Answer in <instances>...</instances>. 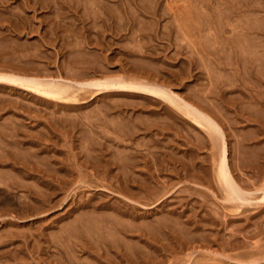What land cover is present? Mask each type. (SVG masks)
<instances>
[{
	"label": "rangeland",
	"instance_id": "rangeland-1",
	"mask_svg": "<svg viewBox=\"0 0 264 264\" xmlns=\"http://www.w3.org/2000/svg\"><path fill=\"white\" fill-rule=\"evenodd\" d=\"M261 26L264 0H0V74L166 88L252 191L226 201L220 139L163 98L0 82V264H264Z\"/></svg>",
	"mask_w": 264,
	"mask_h": 264
},
{
	"label": "bare ground",
	"instance_id": "bare-ground-1",
	"mask_svg": "<svg viewBox=\"0 0 264 264\" xmlns=\"http://www.w3.org/2000/svg\"><path fill=\"white\" fill-rule=\"evenodd\" d=\"M256 5V4H255ZM252 25V24H251ZM254 25V24H253ZM258 26V25H256ZM250 27V26H248ZM252 27V26H251ZM254 27V26H253ZM252 27V28H253ZM262 27V26H261ZM264 28V27H262ZM241 33V32H240ZM257 37V36H256ZM240 39V38H239ZM255 39V38H254ZM242 40V39H241ZM258 40V39H257ZM241 42V41H240ZM248 42V41H247ZM246 42V44H247ZM255 42V41H254ZM241 44V43H240ZM259 44V43H257ZM262 44V43H261ZM248 45V44H247ZM246 45V46H247ZM256 47V46H255ZM251 49V47H249ZM249 53V52H248ZM258 53V52H257ZM254 56V55H252ZM247 57V56H246ZM256 59V58H255ZM254 61V60H253ZM247 64V63H246ZM95 69V68H94ZM71 70V69H70ZM73 70V69H72ZM0 82H4V83H9L12 85H19L22 87H25L29 90H32L38 94H42L45 95L49 98L58 100V101H67L69 99L72 100H78L77 97V93L78 91L81 90H93L96 89L95 92L97 93H102L103 92H107V91H113V90H128L131 91L133 93H141V94H146V95H151V96H157L159 98H163L164 100L170 102L172 105H174L177 109H179L180 111L184 112L186 115L188 116H192L193 119H195V121L198 124H201L200 126H205L206 128H208L211 132L212 135H215L216 140H219V142L221 143V147L219 148V150L221 149V152L218 153V155H220V158L218 160V163L216 165L217 170L216 174L217 178L219 179V181L223 184V187L225 189V199L228 202L231 203H238V204H246L247 202H251L252 200L250 199V196H247L248 193H252V191H247L245 189H243L239 184L241 183H237L236 181L238 180V178L236 179V177L238 176H234L233 175V170L230 167L229 161H228V149L227 148V144H226V140L224 139V131L222 130V128L218 125V123H216V121H214L213 119H211L210 117H208L207 115H205L202 111L198 110V109H194L193 107H191L190 105H188L187 103H184L182 101L177 100L174 95L172 94V92L166 88H163L161 86H157V85H152L148 82H144V81H135V80H129L126 77H103L101 79H91V80H85V81H74L76 82L78 85H75V83L73 82H68L66 81L65 78L63 77H36V76H21V75H16V74H7V73H3L0 74ZM77 86V87H76ZM93 88V89H90ZM80 100V98H79ZM78 100V101H79ZM77 102V101H76ZM80 102V101H79ZM204 127V128H205ZM210 134V136H212ZM218 137V139H217ZM215 138H213L214 142H215ZM88 142V141H87ZM217 143V142H216ZM215 143V144H216ZM214 144V145H215ZM218 144V143H217ZM216 144V145H217ZM1 146V145H0ZM219 147V145H218ZM1 149V148H0ZM3 149V148H2ZM125 152V151H124ZM230 153V152H229ZM16 156V155H15ZM230 156V155H229ZM11 154H4V153H0V161L2 162V160L4 161L7 158H10ZM23 157V156H22ZM14 158V157H13ZM35 159V158H34ZM41 159V158H40ZM123 159V158H122ZM15 160V159H14ZM43 160V159H42ZM119 160V159H118ZM215 160V159H213ZM7 161V160H6ZM16 162V161H15ZM41 162V161H40ZM36 163V162H35ZM39 165V164H38ZM215 165V164H214ZM125 168V167H124ZM49 169V168H48ZM101 169V168H100ZM35 171V170H34ZM51 172V171H50ZM36 173V172H34ZM6 174V173H5ZM1 176V175H0ZM45 176V175H44ZM83 176V175H82ZM18 177V176H17ZM1 178V177H0ZM19 178V177H18ZM1 180V179H0ZM240 181V179H239ZM110 182V181H109ZM24 183V182H23ZM126 185V184H125ZM242 185V184H241ZM264 186V185H263ZM260 187L261 189H257L258 191L262 190V192L264 193V187ZM118 190V189H117ZM133 191V190H132ZM256 191V189L254 190ZM39 192V191H38ZM41 193V192H39ZM37 193V194H39ZM144 194V193H143ZM35 196V195H34ZM140 196V195H139ZM126 197V195H125ZM249 197V198H248ZM131 198V197H130ZM145 198V197H144ZM40 199V198H39ZM129 199V198H128ZM262 202H264V196H262ZM13 200V199H12ZM42 200V199H41ZM47 201V200H46ZM8 202V201H7ZM226 202V204H227ZM13 203V202H12ZM234 204V205H235ZM230 205V204H228ZM243 205V207H244ZM264 205V203L262 204ZM232 206V205H231ZM237 206V205H235ZM261 206V205H260ZM229 207V206H228ZM239 207V206H238ZM264 207V206H263ZM232 208H234L232 206ZM231 208V209H232ZM233 210V209H232ZM235 210V209H234ZM228 216V215H227ZM90 218L91 215H90ZM98 218V217H97ZM101 218V217H100ZM120 218V217H119ZM113 219V218H112ZM122 219V218H121ZM86 221V219H84ZM101 220V219H100ZM109 220V219H108ZM84 221V222H85ZM91 221V220H90ZM103 221V220H102ZM118 221V220H117ZM83 222V223H84ZM92 222V221H91ZM94 222V221H93ZM99 222V221H98ZM109 222V221H108ZM114 222V221H113ZM112 222V223H113ZM102 223V222H101ZM118 223V222H117ZM116 223V224H117ZM94 224V223H93ZM114 224V226H118ZM120 224V222H119ZM122 224V223H121ZM92 225V224H91ZM95 225V224H94ZM75 226V225H74ZM105 226V225H104ZM112 228V227H111ZM131 228V227H130ZM66 229V228H65ZM115 229V228H114ZM101 232V231H100ZM104 233V232H103ZM111 233V232H110ZM114 233V232H113ZM117 234V233H116ZM63 235V234H62ZM96 235V234H95ZM99 235V234H98ZM66 236V235H65ZM60 237V236H59ZM103 237V236H102ZM251 237V236H250ZM65 238V237H64ZM112 238V237H111ZM62 239V238H61ZM73 239V238H72ZM200 239V238H199ZM124 240V239H123ZM264 245V244H263ZM62 246V245H61ZM124 246V245H123ZM127 248V247H126ZM147 256V255H146ZM261 257V256H260ZM264 258V257H263Z\"/></svg>",
	"mask_w": 264,
	"mask_h": 264
}]
</instances>
